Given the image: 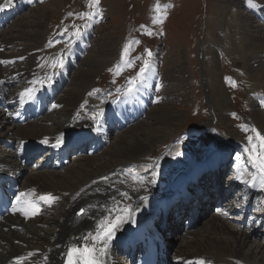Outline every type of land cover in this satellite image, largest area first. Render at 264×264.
I'll return each instance as SVG.
<instances>
[{
  "label": "bare ground",
  "instance_id": "6f19581e",
  "mask_svg": "<svg viewBox=\"0 0 264 264\" xmlns=\"http://www.w3.org/2000/svg\"><path fill=\"white\" fill-rule=\"evenodd\" d=\"M28 1L0 0V13L12 4L23 2L25 5ZM43 1L48 5L51 2ZM219 4L215 13L218 19L215 21L216 40L219 45L225 42L224 45H228L226 49L232 55L238 54L241 57L247 70L245 78L253 89L264 93V25L253 24L252 17L247 12V8H252L264 21V0H251V3L250 0H219ZM52 10L53 7H46L42 13L26 17L27 22L20 19V23L18 21L14 23L15 19L11 27L0 31V61H3L0 63V88L6 94L7 88H11V104L18 102L23 105L31 95L26 90L30 89L32 92L39 85L52 84L51 75L49 76L47 69L42 67L45 58L42 45L47 30L43 22L52 14ZM98 42L101 43L102 40ZM100 49L103 50L102 53L90 51L87 56L85 55L86 58L80 62L79 68L86 66L89 70L79 72L70 78L67 90L55 100L51 112L47 114L49 116L27 122L25 126H18L13 121L14 111L9 110L7 113L5 109H0V175L6 177L22 174L21 193L27 194L24 198L27 199L19 211L0 222V264H18V261L19 264H66L69 250L89 244V235H99L102 225L115 223L117 217H122V221L114 229L115 236L120 235L122 230L131 228L128 224L143 205L141 212L144 211L150 199L149 195L155 194L160 199L175 195L186 180L193 177L202 167L210 163L208 169H212L224 160V150L209 158L208 153L214 151L213 145L190 148L183 144L186 147H182L183 149L171 145L149 163L147 171L140 173L137 169L141 168L140 164L143 163L145 156L147 157L157 144L173 138L178 132L175 126L181 117L167 108L162 110L158 108L151 110L147 118L138 122L137 126L121 133L113 140L111 138L109 146L103 149L100 155L79 156L74 159L71 166L65 165L61 169L48 167L46 162L49 160L44 155L41 156L44 157L43 161L40 159L35 163L42 164L46 171H42V168L39 170L24 168L19 156L26 150L33 151L45 146L53 148L61 138L63 142L59 145L63 147L77 139L78 131L89 130L98 133L96 123L108 110L107 104L106 108L100 111L96 104L83 107L85 109L83 113H78V108L85 91L92 88L90 86L93 84L95 74L115 58V51L110 46L103 44L100 45ZM19 61L28 64L22 65L21 70H9L6 73L8 77L11 76L10 79L19 75L23 79L12 85L8 79H3L2 71ZM214 63L217 72L216 58ZM185 73V65L180 67L179 72L169 70L163 75V81L159 85L152 86L156 93L155 97L157 92L161 93V96L157 97L158 99L160 97L159 102L167 97L168 100L172 99L168 101L169 105L180 98L177 97L178 81H181L178 75ZM217 75L215 74L213 80L215 77L218 78ZM154 87L157 90H154ZM132 90L143 104L145 99L134 85L125 92ZM148 91L151 94V87ZM223 93L219 88L217 95L222 106L220 108L226 110L228 108L223 101L225 98ZM212 94L207 93L206 99L213 113L215 108ZM94 96L96 100H104L103 94ZM251 107L253 120L264 132V113L256 107L255 100ZM152 121L154 124L163 125L162 129H154ZM211 124L212 122H209L202 126L197 134H204V128L210 127ZM44 140L48 143H42ZM12 142L18 151L12 152L3 147ZM251 167L255 168L254 172L241 167L237 173V180L243 182L246 187L244 204L246 205L253 194L254 204L264 206L261 176L253 164ZM220 175L222 174L214 173L203 176L199 180V186L204 193L196 196L189 206L179 205L176 210H172L167 216L166 229L159 227V223L155 221V226L164 237V244L168 249L167 257L171 259L172 264H199L201 261L204 264H264V234L261 236L257 234L260 233V216L264 219V213L255 215L256 220L252 228L249 227V221L244 226L241 222L233 226L234 221L222 213L210 217L199 234L193 233V228L187 230V226H183L185 220L190 217L200 222L207 216V206L224 197ZM208 177L214 180L212 186ZM161 187H165V190ZM49 194L56 199L52 201L40 199ZM29 205H35L39 211L32 214ZM82 209L85 214L78 215ZM26 212L29 214L25 215ZM175 213L178 214L177 218L174 216ZM182 232H185L184 236ZM95 246L99 250L103 244L97 242ZM110 249L107 247L105 255L99 257L101 264H134L128 256L118 257L115 253L111 255Z\"/></svg>",
  "mask_w": 264,
  "mask_h": 264
},
{
  "label": "rangeland",
  "instance_id": "374dc122",
  "mask_svg": "<svg viewBox=\"0 0 264 264\" xmlns=\"http://www.w3.org/2000/svg\"><path fill=\"white\" fill-rule=\"evenodd\" d=\"M47 1L49 3V0ZM51 3H54L53 6L50 5ZM50 4L48 5L47 2L40 0L38 5L28 9L24 15L14 21V23H17V21L20 23V19H24L23 22H27L26 17H33L36 14L42 13L44 8L53 7L52 14L43 22L47 27L42 45L43 54L45 53L48 56L59 50L68 49L69 44L64 47L61 44H57L50 49H47V46L50 40L57 35L74 38L90 22L92 17L98 18V25L96 36L92 41V46L88 53L90 51L102 53L103 50L100 49V45L103 44L110 46L115 51V58L111 59L110 63L95 74L93 84L90 86L92 88L88 91L86 90L87 92L85 91L84 96L80 99L79 105L81 104L80 108L82 109L78 108V112L80 110H82V113L85 112L82 104L87 102L94 106L96 104L98 109L106 108V99H102L101 101L96 100L94 93L96 95H100L98 93H109L113 97L119 96L141 78L147 67L154 60L158 63L160 73L162 74L160 82L163 81V75L167 71L179 72L180 67L185 65L186 73L178 75L179 80L182 81H178L179 91L177 97L180 98L169 105L168 101L170 102L172 99L168 100L167 97L162 98L160 102L150 106L148 109L149 113L151 110L153 111L158 108L161 110L167 108L168 111L179 115L181 120L175 126L178 132L173 138L157 144L147 157L145 156L144 161L146 162L143 161L140 164V170L137 169L140 173L144 172L148 168L149 163L169 149L171 145L175 148H182L184 147L183 144L190 148H202L206 145H213L214 151L208 153L209 158L224 150L231 157L242 158L240 165L248 166L250 159L245 155V149L246 151L247 147L251 149L253 143L259 144V141L249 140V137L255 136L252 129H256L257 132L264 136L263 129L259 128V125L253 120L251 105L253 100H255L256 107L264 113V101H262L264 93H259L257 92L258 89H253L252 85L245 78L247 70L241 57L238 54L232 55L226 49L228 45H224L225 42H221V45H219L216 40L217 25L215 21L217 17L215 13L220 6L219 0H99L98 5H94L93 0H51ZM247 9L248 14L252 17L253 24L264 25L263 19L261 20L257 16L256 11L252 8ZM10 25L12 26V24ZM10 25L6 28L11 27ZM99 40H102V42H98ZM131 42L136 44L135 50L134 46L132 48ZM126 48L128 49L127 54H125ZM149 51L151 52V56L148 55ZM86 56H84V59ZM214 58L217 59L218 63L217 72ZM80 62L81 60L78 63L80 64ZM145 62H147L146 68ZM25 64L28 63L19 61L9 65L8 69L2 71L3 79H8L12 85L23 81L20 75L10 79L11 76L9 78L6 73L9 70H21V66ZM79 64L71 73L70 78L79 72L89 70L86 66H80L79 68ZM214 73L216 75L219 73V76L217 75L219 79L215 77L213 80ZM183 81L186 82L184 83ZM183 83L185 85L184 88L182 87ZM219 88L224 92L223 98H225L223 101H225L228 108L226 110L220 108L222 106L219 103L220 98L217 95ZM207 93H213V107L216 109H214L213 113L207 103ZM159 95L161 96V93ZM89 106L91 105L84 107ZM147 116L148 114H146L145 118ZM228 119L229 121L227 122ZM209 122H212V124L210 127L204 128V134H197L199 129H202V126H205ZM152 123L153 128H156V130H161L163 127V125L154 124V121ZM25 125L27 123L18 126ZM119 135H113L112 140ZM243 145L247 147L244 149ZM3 147L12 151L11 148ZM74 161V156H70L67 166H71ZM38 165L39 169L42 168V171H46L41 164ZM247 169L255 170L252 167ZM219 177L221 178L222 191L226 192L225 189L227 188L228 181L224 182L226 174H222ZM208 178L212 186L213 179ZM238 182L242 186L244 185L243 182ZM223 198V203H227L232 199L226 196L225 193ZM233 200H237L236 195ZM216 204L217 201H214L213 204L208 205L207 216L201 219L200 222L195 221L193 233L199 234L205 228L206 222L210 220V217L216 216V213H214ZM230 217L236 218L235 215L231 214ZM231 220L234 221L233 219ZM237 221L232 222V225H238L240 221ZM185 224L186 222H184L183 226ZM235 229H237V226ZM182 233L184 236L185 232ZM253 238H255V235Z\"/></svg>",
  "mask_w": 264,
  "mask_h": 264
},
{
  "label": "snow or ice",
  "instance_id": "6c2138e0",
  "mask_svg": "<svg viewBox=\"0 0 264 264\" xmlns=\"http://www.w3.org/2000/svg\"><path fill=\"white\" fill-rule=\"evenodd\" d=\"M251 3V0H250ZM94 5L99 4V0H93ZM79 34V33H77ZM128 49H125V54H127ZM148 55L151 56V52H148ZM0 63H3V61H0ZM60 67H63V64H60ZM147 67V62H145V68ZM28 94L31 93V90H26ZM252 131L255 133L254 137H249L250 141H259V144L253 143V147L249 149L250 158L252 160L253 165L257 168V170L260 173L261 176V187L264 188V136H262L259 132L256 131V129H252ZM63 142L62 138L57 141V146ZM42 143H48L47 140L42 141ZM155 174V173H154ZM41 200H48L52 201L56 199L55 197L51 196L50 194L48 196H42L40 197ZM29 207L32 210V214H35L39 211L38 208L35 207V205H29ZM83 212V209L81 210V213ZM29 213L26 212L25 215H28ZM122 221V217H117V220L115 223H109L106 226H101V232L99 235L92 236L89 235L90 243L84 245L83 247H74L69 250L68 252V264H101V260L99 257H102L105 255L107 251V241L111 240L112 234L114 232V229L118 226V224ZM97 242H100L103 244V247L97 249L95 246ZM19 264V261H18ZM199 264H204L203 261L199 262Z\"/></svg>",
  "mask_w": 264,
  "mask_h": 264
}]
</instances>
